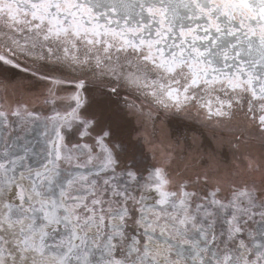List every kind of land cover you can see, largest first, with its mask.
<instances>
[{"label":"snow or ice","instance_id":"6c2138e0","mask_svg":"<svg viewBox=\"0 0 264 264\" xmlns=\"http://www.w3.org/2000/svg\"><path fill=\"white\" fill-rule=\"evenodd\" d=\"M0 264H264V0H0Z\"/></svg>","mask_w":264,"mask_h":264}]
</instances>
